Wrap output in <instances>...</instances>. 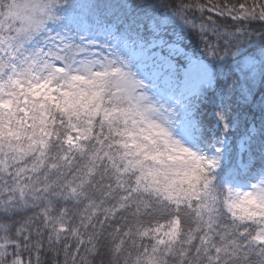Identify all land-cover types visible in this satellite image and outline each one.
I'll return each mask as SVG.
<instances>
[{
	"label": "snow or ice",
	"instance_id": "1",
	"mask_svg": "<svg viewBox=\"0 0 264 264\" xmlns=\"http://www.w3.org/2000/svg\"><path fill=\"white\" fill-rule=\"evenodd\" d=\"M97 261L264 264V0H0V264Z\"/></svg>",
	"mask_w": 264,
	"mask_h": 264
},
{
	"label": "trees",
	"instance_id": "2",
	"mask_svg": "<svg viewBox=\"0 0 264 264\" xmlns=\"http://www.w3.org/2000/svg\"><path fill=\"white\" fill-rule=\"evenodd\" d=\"M131 3H139L140 0H130ZM148 2H155V3H159V4H170L172 2V0H148ZM201 3H204L205 0H200ZM214 3H223V0H213ZM229 3L232 4H236L239 2H243V0H228ZM190 17L192 15H195L197 17L200 16V13H190L189 14ZM208 15H212L211 13H204V16L207 17ZM214 19H216V17H213ZM219 23H231L230 20H227L225 18H219L218 20ZM197 23H199V19L197 20ZM253 27H258V25H254ZM175 30V32L177 33H182V38H184L185 40L188 41V44L193 46L194 48H197L199 50H202L204 45L202 44L200 37L198 35V33L196 31L190 30L189 28L184 27L182 21L179 20H172L169 21L167 23V31L169 34H171L173 31ZM254 115L256 116L257 120L259 119V113L256 112L254 113ZM210 118V116H209ZM251 118V117H250ZM26 215L31 216L32 212H28L26 213ZM19 217H17L18 219ZM101 219H103V217H101ZM163 222V221H161ZM42 259H52L51 257H42ZM62 259V257H61ZM88 259L90 260L91 257H88ZM97 264H99V261H97Z\"/></svg>",
	"mask_w": 264,
	"mask_h": 264
},
{
	"label": "rangeland",
	"instance_id": "3",
	"mask_svg": "<svg viewBox=\"0 0 264 264\" xmlns=\"http://www.w3.org/2000/svg\"><path fill=\"white\" fill-rule=\"evenodd\" d=\"M183 45H184V42H183ZM187 49V48H186ZM187 50H189L190 52H192V50L191 49H187Z\"/></svg>",
	"mask_w": 264,
	"mask_h": 264
}]
</instances>
